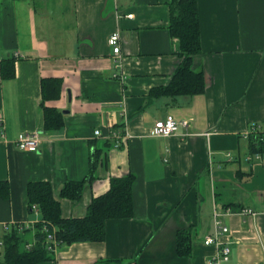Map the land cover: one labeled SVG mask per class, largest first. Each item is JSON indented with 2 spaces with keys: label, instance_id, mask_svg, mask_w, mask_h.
Instances as JSON below:
<instances>
[{
  "label": "crops",
  "instance_id": "obj_1",
  "mask_svg": "<svg viewBox=\"0 0 264 264\" xmlns=\"http://www.w3.org/2000/svg\"><path fill=\"white\" fill-rule=\"evenodd\" d=\"M171 1L0 0V237L7 223L35 242L41 212L29 205L30 182H49L63 215L83 217L112 178L136 177L133 217L110 218L104 240L64 244L38 264H208L222 243L232 249L223 264H264V160L250 146L253 125L264 124V0H198L202 51L192 66L204 72L205 89L153 97L181 60ZM116 29L120 62L109 43ZM50 77L62 81L45 100L63 114L58 129L44 128L42 80ZM169 114L188 126L155 135ZM35 130L39 149L18 148L19 133ZM83 179L79 200L59 196L67 181ZM216 209L229 231L206 244ZM179 231L188 253L178 251Z\"/></svg>",
  "mask_w": 264,
  "mask_h": 264
},
{
  "label": "trees",
  "instance_id": "obj_2",
  "mask_svg": "<svg viewBox=\"0 0 264 264\" xmlns=\"http://www.w3.org/2000/svg\"><path fill=\"white\" fill-rule=\"evenodd\" d=\"M170 32L180 41V63L171 81L151 89L153 97L177 94H196L205 89V76L202 70L192 66L196 54L202 51L198 0H172ZM2 73L6 77L14 75V57L5 59ZM62 81L59 78L42 80L45 129H58L64 124L63 114L56 108L47 106L45 100L57 95ZM254 126V125H253ZM253 128V127H252ZM251 150L264 151V132L252 130ZM98 150L91 155L90 175L96 167ZM136 177L130 173L114 177L110 189L92 199L83 217H65L60 198L47 181H33L28 185L29 205L38 207L41 219L35 224V242L30 248L23 246V236L19 228H12L4 235L5 257L0 264H38L53 258L55 250L48 247L52 243L48 236L53 234L58 247L82 241H102L106 236V221L110 218L133 217L135 204L133 188ZM85 180H69L61 188L60 197L79 200L82 197ZM27 229V228H26ZM180 254L189 251V236L184 231L177 235ZM126 263L127 260H122Z\"/></svg>",
  "mask_w": 264,
  "mask_h": 264
},
{
  "label": "built area",
  "instance_id": "obj_3",
  "mask_svg": "<svg viewBox=\"0 0 264 264\" xmlns=\"http://www.w3.org/2000/svg\"><path fill=\"white\" fill-rule=\"evenodd\" d=\"M133 14L129 13L128 16L131 17ZM121 32L119 29L114 30L110 36H109V43L112 46L113 53L116 56V60L120 62L121 58ZM16 56L19 55L18 52L15 54ZM117 77L124 78V75L115 74ZM181 126H188V123L186 120H178L173 115H167L163 119H159L155 122L153 133L158 136H170L174 133H177ZM255 130L257 132L263 131L264 132V124L257 123L254 124L253 128L251 129ZM96 134H101V131L99 129L96 130ZM0 135H5V125H4V118L2 115H0ZM120 136L121 135H115L117 137V144H120ZM124 136H129V133L126 132ZM41 141V133L38 130L31 131V132H20L17 138L15 139V143L18 146V148L22 150L27 151H37L39 149ZM255 157L259 160H264V151H255ZM253 157L252 155L250 156ZM35 207V206H34ZM230 210L228 209L227 212ZM243 214H255V211L250 208H244L242 210ZM223 215V210L216 209L215 210V236H208L205 239L206 244H220V236L222 234H225L229 231V227L222 221L220 216ZM24 226L17 225V228L22 229ZM3 229L5 232H8L11 230L10 224L5 223L3 225ZM48 239L52 242L48 244V247L52 250H56L58 247L57 240L54 238L53 234H49ZM26 247L30 248L31 244L26 243ZM232 249L230 245L222 243L220 244L218 250L210 257L208 260V264H223L224 262L228 261L231 256ZM5 253V241L4 238L0 237V261L2 255Z\"/></svg>",
  "mask_w": 264,
  "mask_h": 264
},
{
  "label": "rangeland",
  "instance_id": "obj_4",
  "mask_svg": "<svg viewBox=\"0 0 264 264\" xmlns=\"http://www.w3.org/2000/svg\"><path fill=\"white\" fill-rule=\"evenodd\" d=\"M23 246L25 245L24 241L22 242Z\"/></svg>",
  "mask_w": 264,
  "mask_h": 264
}]
</instances>
